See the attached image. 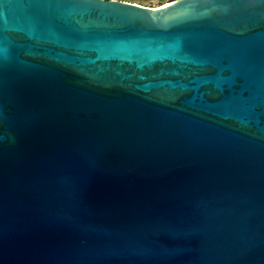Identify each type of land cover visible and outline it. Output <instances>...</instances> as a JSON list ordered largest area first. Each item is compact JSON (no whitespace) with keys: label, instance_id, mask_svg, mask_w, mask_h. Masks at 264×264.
I'll list each match as a JSON object with an SVG mask.
<instances>
[{"label":"water","instance_id":"95a60500","mask_svg":"<svg viewBox=\"0 0 264 264\" xmlns=\"http://www.w3.org/2000/svg\"><path fill=\"white\" fill-rule=\"evenodd\" d=\"M0 13V264H264V2Z\"/></svg>","mask_w":264,"mask_h":264},{"label":"rangeland","instance_id":"374dc122","mask_svg":"<svg viewBox=\"0 0 264 264\" xmlns=\"http://www.w3.org/2000/svg\"><path fill=\"white\" fill-rule=\"evenodd\" d=\"M115 1L129 3L141 7H148V8H158L172 2L171 0H115Z\"/></svg>","mask_w":264,"mask_h":264},{"label":"snow or ice","instance_id":"6c2138e0","mask_svg":"<svg viewBox=\"0 0 264 264\" xmlns=\"http://www.w3.org/2000/svg\"><path fill=\"white\" fill-rule=\"evenodd\" d=\"M261 2H264V0H261ZM0 16H2V13H0Z\"/></svg>","mask_w":264,"mask_h":264},{"label":"built area","instance_id":"2783aa9c","mask_svg":"<svg viewBox=\"0 0 264 264\" xmlns=\"http://www.w3.org/2000/svg\"><path fill=\"white\" fill-rule=\"evenodd\" d=\"M107 1H115V0H107Z\"/></svg>","mask_w":264,"mask_h":264},{"label":"bare ground","instance_id":"6f19581e","mask_svg":"<svg viewBox=\"0 0 264 264\" xmlns=\"http://www.w3.org/2000/svg\"><path fill=\"white\" fill-rule=\"evenodd\" d=\"M165 5H168V4H165ZM165 5H163V6H165ZM162 7V6H161Z\"/></svg>","mask_w":264,"mask_h":264},{"label":"trees","instance_id":"16d2710c","mask_svg":"<svg viewBox=\"0 0 264 264\" xmlns=\"http://www.w3.org/2000/svg\"><path fill=\"white\" fill-rule=\"evenodd\" d=\"M171 1H175V0H171Z\"/></svg>","mask_w":264,"mask_h":264}]
</instances>
